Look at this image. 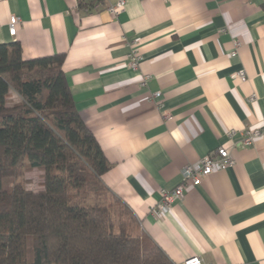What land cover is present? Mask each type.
<instances>
[{
	"label": "crops",
	"instance_id": "obj_1",
	"mask_svg": "<svg viewBox=\"0 0 264 264\" xmlns=\"http://www.w3.org/2000/svg\"><path fill=\"white\" fill-rule=\"evenodd\" d=\"M116 1L0 0V43L18 41L24 59L64 54L75 107L111 165L101 181L173 264H264V0H126L113 17ZM218 147L234 165L158 210L160 191Z\"/></svg>",
	"mask_w": 264,
	"mask_h": 264
},
{
	"label": "trees",
	"instance_id": "obj_2",
	"mask_svg": "<svg viewBox=\"0 0 264 264\" xmlns=\"http://www.w3.org/2000/svg\"><path fill=\"white\" fill-rule=\"evenodd\" d=\"M99 0H78L89 8ZM64 54L0 43V264H173L101 181L110 168L75 107ZM13 91L17 102L8 105ZM42 172L41 189L1 180Z\"/></svg>",
	"mask_w": 264,
	"mask_h": 264
},
{
	"label": "built area",
	"instance_id": "obj_3",
	"mask_svg": "<svg viewBox=\"0 0 264 264\" xmlns=\"http://www.w3.org/2000/svg\"><path fill=\"white\" fill-rule=\"evenodd\" d=\"M126 0H117L113 4H108L106 10L110 15L116 17L120 12L123 11L125 6ZM20 22V19L15 16L11 15L8 21V33L10 36H14L16 33V24ZM239 43L236 42V45ZM235 54V52L231 53ZM141 56L137 50H133L130 55L128 56V61L125 63L126 66L131 68H136L138 66V62ZM243 71H239L235 74L238 78H243ZM148 75H144L147 78ZM159 92L155 93L158 95ZM260 134L259 129L255 130H247L242 137L243 144H250L253 140ZM234 165V159L228 149L223 147H218L215 150L211 151L210 153L206 154L205 156L201 157L195 165L188 164L183 167L181 171L182 179L181 182L172 190H165L162 189L161 192V200L158 203L157 207L158 210L161 212H165L170 205L171 202L180 199L186 189L189 186H196L199 185L204 178L210 175L215 170H223L227 167ZM181 264H211V263H204L200 257L198 256H191L185 259Z\"/></svg>",
	"mask_w": 264,
	"mask_h": 264
},
{
	"label": "rangeland",
	"instance_id": "obj_4",
	"mask_svg": "<svg viewBox=\"0 0 264 264\" xmlns=\"http://www.w3.org/2000/svg\"><path fill=\"white\" fill-rule=\"evenodd\" d=\"M18 100L19 97L13 91H10L8 96V105L17 102ZM41 174L42 172L40 170L31 169L29 171H24L21 175L7 176L2 178L1 186L4 190H10L14 181H20L27 189L37 191L41 189Z\"/></svg>",
	"mask_w": 264,
	"mask_h": 264
}]
</instances>
